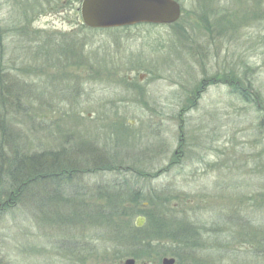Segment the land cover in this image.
I'll list each match as a JSON object with an SVG mask.
<instances>
[{"label": "rangeland", "instance_id": "374dc122", "mask_svg": "<svg viewBox=\"0 0 264 264\" xmlns=\"http://www.w3.org/2000/svg\"><path fill=\"white\" fill-rule=\"evenodd\" d=\"M179 1L109 29L81 0H0L2 183L14 150L80 168L51 199L0 185V264H264V102L232 93L264 101V0Z\"/></svg>", "mask_w": 264, "mask_h": 264}, {"label": "trees", "instance_id": "16d2710c", "mask_svg": "<svg viewBox=\"0 0 264 264\" xmlns=\"http://www.w3.org/2000/svg\"><path fill=\"white\" fill-rule=\"evenodd\" d=\"M177 1L180 2L179 0ZM81 24L84 27H88L82 22ZM130 27L132 26L123 27L122 29ZM232 83V93L238 95V97L242 98L244 101L253 103L256 106H259L261 105V102H264L260 93L253 89L251 82H248L249 85L244 84L243 82L242 84H237L239 82ZM260 125L261 128H263L261 123ZM50 155H47V153L25 155L19 154L14 150L13 154L10 155L8 159L4 157V184L2 183L3 174H1L2 166H0V185H3L6 188L3 201L4 207L15 202V198L17 199L20 197L23 199H34L35 201L38 200V198H44L46 200L48 198H54V195L60 197L61 192L59 190L64 186L69 185L74 189L72 178L76 175L79 176L77 171L80 170V168L75 166L74 160H72L73 163L70 162V166H67V168L64 169L61 165L62 162L59 159L61 154L51 153ZM1 156L2 154L0 153V165L3 164V157ZM48 186L52 187V191L54 190V193L50 194L48 190H46ZM38 187H42L44 189V192H40L42 197L37 194ZM84 210L85 209L82 211ZM90 216L95 217L91 214ZM129 237L135 238V236ZM179 245L187 247L186 249H194L195 247L194 244H191V239L187 236H183V238L179 237Z\"/></svg>", "mask_w": 264, "mask_h": 264}, {"label": "water", "instance_id": "95a60500", "mask_svg": "<svg viewBox=\"0 0 264 264\" xmlns=\"http://www.w3.org/2000/svg\"><path fill=\"white\" fill-rule=\"evenodd\" d=\"M82 22L91 28H115L139 23L169 24L177 22L182 6L177 0H81ZM139 217L137 224H143ZM176 259L164 257L163 264H174ZM125 264H135L133 258Z\"/></svg>", "mask_w": 264, "mask_h": 264}]
</instances>
